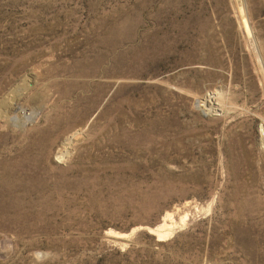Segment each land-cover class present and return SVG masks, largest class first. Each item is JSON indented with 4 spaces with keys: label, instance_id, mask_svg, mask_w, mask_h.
I'll return each mask as SVG.
<instances>
[{
    "label": "rangeland",
    "instance_id": "374dc122",
    "mask_svg": "<svg viewBox=\"0 0 264 264\" xmlns=\"http://www.w3.org/2000/svg\"><path fill=\"white\" fill-rule=\"evenodd\" d=\"M0 264H264V0H0Z\"/></svg>",
    "mask_w": 264,
    "mask_h": 264
},
{
    "label": "bare ground",
    "instance_id": "6f19581e",
    "mask_svg": "<svg viewBox=\"0 0 264 264\" xmlns=\"http://www.w3.org/2000/svg\"><path fill=\"white\" fill-rule=\"evenodd\" d=\"M163 230H164V229H163ZM169 231H170V230H169ZM165 232H166V231H165ZM165 232H164V233H165ZM158 237H162V236H160L159 233H158Z\"/></svg>",
    "mask_w": 264,
    "mask_h": 264
}]
</instances>
